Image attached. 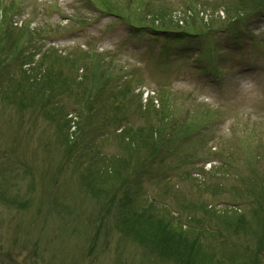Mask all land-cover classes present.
Segmentation results:
<instances>
[{
	"label": "rangeland",
	"instance_id": "1",
	"mask_svg": "<svg viewBox=\"0 0 264 264\" xmlns=\"http://www.w3.org/2000/svg\"><path fill=\"white\" fill-rule=\"evenodd\" d=\"M260 5L0 0V264H264Z\"/></svg>",
	"mask_w": 264,
	"mask_h": 264
},
{
	"label": "trees",
	"instance_id": "2",
	"mask_svg": "<svg viewBox=\"0 0 264 264\" xmlns=\"http://www.w3.org/2000/svg\"><path fill=\"white\" fill-rule=\"evenodd\" d=\"M167 4V3H166ZM163 6H165V5H163ZM243 7V6H242ZM240 8V7H239ZM166 10L167 9H163V8H159V9H157V11L159 12V16H157V17H159V18H156L155 19V21H157V22H159V23H166L165 25H168V26H171V25H169V24H171V23H169V19H167V21H166V18H167V15L165 14H162L161 15V13H167L166 12ZM204 10V9H203ZM215 10H217V9H212V11H215ZM224 11V12H223ZM223 11L221 12V13H225V14H227V13H229L230 12V10L229 9H227V8H224L223 9ZM239 11H242L241 10V8L238 10V12L237 13H239ZM168 14V13H167ZM170 15V14H169ZM119 18L120 19H122V17H120L119 16ZM162 19V20H161ZM125 20V19H124ZM165 21V22H164ZM182 23H185L183 20H180ZM171 22V21H170ZM167 23H169V24H167ZM174 24H176V23H174ZM205 24H207V25H210V24H212V22H210V21H208V22H206ZM138 28H141V27H143V26H137ZM150 28V30L153 32V33H155V34H161V33H163V34H165V33H174V34H176V33H178V34H181L182 36H186V37H184V38H187V37H189V38H196V37H201V36H205V35H207V31L208 30H210L211 28H209V29H207L206 31H203V32H200V33H189V32H181V31H176V30H166V29H157V28H154V27H149ZM183 38V39H184ZM182 39V40H183ZM175 42V41H174ZM109 171H110V169H109ZM105 172V173H110V172H115L114 170L112 171V169H111V171L110 172ZM150 206H152V204H149ZM148 205V206H149ZM157 209V208H156ZM155 210V209H154ZM176 224V223H175ZM177 226H179L178 224H176Z\"/></svg>",
	"mask_w": 264,
	"mask_h": 264
},
{
	"label": "bare ground",
	"instance_id": "3",
	"mask_svg": "<svg viewBox=\"0 0 264 264\" xmlns=\"http://www.w3.org/2000/svg\"><path fill=\"white\" fill-rule=\"evenodd\" d=\"M182 43H185V41L183 40Z\"/></svg>",
	"mask_w": 264,
	"mask_h": 264
}]
</instances>
